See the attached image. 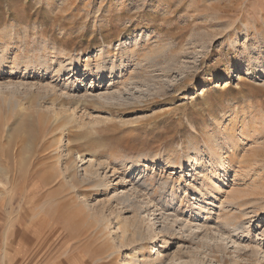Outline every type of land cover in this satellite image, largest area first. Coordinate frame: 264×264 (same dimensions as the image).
<instances>
[{
	"label": "rangeland",
	"instance_id": "374dc122",
	"mask_svg": "<svg viewBox=\"0 0 264 264\" xmlns=\"http://www.w3.org/2000/svg\"><path fill=\"white\" fill-rule=\"evenodd\" d=\"M0 40V264H132L141 243L115 221L135 219L125 193L156 210L139 260L166 239L155 264H264V0H0ZM39 57L81 64L52 83ZM101 58L124 59L110 87V72L84 74ZM16 65L28 74L10 77ZM67 83L82 107L41 101ZM65 107L83 127L55 129ZM216 144L226 171L203 198L197 159Z\"/></svg>",
	"mask_w": 264,
	"mask_h": 264
},
{
	"label": "bare ground",
	"instance_id": "6f19581e",
	"mask_svg": "<svg viewBox=\"0 0 264 264\" xmlns=\"http://www.w3.org/2000/svg\"><path fill=\"white\" fill-rule=\"evenodd\" d=\"M12 37H13V34H12L10 39H12ZM1 42H2V40H0V73L2 74V73H4V67L10 62V60H9L10 57H11L10 53L12 51L10 49H8V47L7 48L4 47L5 44H2ZM235 42H236V40H234L232 42V45ZM52 49L54 50L55 47H53ZM123 52H124V50H122V53ZM14 58H13V60L15 61ZM11 62H13V61H11ZM119 62L122 65L124 63V59L123 58L120 59ZM80 64H81V61L78 60V59H77V61H75L73 59H70L69 63H67V62H62V61L58 60L57 58L56 59H52V61H51L49 58L45 59L43 57H39V64L37 66V70L35 68L34 69L36 71L40 72L45 77L51 76V78L53 80L52 83H56V82H59L63 78L65 73L67 74V72H72L73 71V67L75 65L78 66ZM10 65H12V63ZM121 65L118 64V61L117 62H115V61L113 62L111 59L109 60V59H106V58H101V59H98L94 63H90V62L86 63L85 66H84L85 67L84 74L87 75V76H90L93 79H98L99 78L98 81H100L102 83V80H104V78L106 77L105 73L108 71V72H110L111 76H110V79H109V85H107V86L110 87L113 84L114 77L116 75L115 71H116V69H119L121 67ZM23 67H24V65H23ZM28 69H29V66H27L26 68L22 69L19 65H16V66H14L11 69L12 73H9V76L11 77L13 75V73H18V72H22L24 74H28ZM67 80H69V81L71 80L70 83L73 82V81L76 82L78 80V76L77 75H73V78H70V79H67ZM77 83H79V82L77 81ZM73 84H75V83L73 82L72 85ZM20 85H22V84H20ZM69 87H70V84H68V83L65 84V86L60 87V88H57V87L51 88L50 86H48L47 90H46V93L45 94H41V101H47L48 99L54 98L55 100L53 102L54 103L55 102H59V105H60L61 102H65V101L69 102V101L75 100L77 98V100H78L77 105L79 107H82L84 100L88 96L85 95L82 98L76 97L74 95V92H72L70 90L71 87L70 88ZM72 88H74V87H72ZM16 98L17 97L14 95L12 101H17ZM52 118H53L52 125L55 127V129L57 131H59V129L60 130H62V129L66 130L69 127L71 128L72 124H76L77 126L83 127L81 119H79L77 117L76 111L72 112V109L69 108V107H65L63 112H61V113L57 112V111L54 112ZM64 130H62V131H64ZM234 140H232V141L234 142ZM16 147L17 148H16V151L14 153V157L15 158H17L19 156V153L21 152L20 148L22 147V144L16 143ZM220 148H222L221 144L220 145L216 144L213 149L208 150V152H206V154H204V155H199L200 157L197 159V162H199L201 164V166H200L201 167V172L199 174L200 175L199 178L202 181L201 182V186H200L201 188L199 187L198 191H199V195L202 196L203 198L205 196L213 198L216 195V193L220 191V189H218L217 186H216V182L214 181L215 180L214 177H218L220 175V172H224L225 173V171H226L225 170V165H224V162H223V157L220 154V150H221ZM60 157H61V155H60ZM60 157H57V159H59ZM27 160H30V159L28 158ZM27 160L24 161V159H22V158L21 159H19V157L17 158V161H18V167L16 168L17 172L19 171V172H22V173H25V174L29 173V167L31 165L29 167H27V165H29V163H30ZM103 164L104 163H102L101 166H104ZM67 170L68 169H66V173H67ZM87 172H89L88 169L86 170V174H87ZM90 173H91L92 176H97V173H99V172H96V171L90 169ZM91 184L95 185L96 184V180L93 179V181H91ZM134 187L135 188L137 187V188H139L140 191L145 192V191H149V188H151L152 185L147 180L139 178V180L136 181V183L134 184ZM117 202H118V204L123 205L124 208H126L128 210H131L132 212L136 213L135 219L130 220V221L128 219L125 220L126 218L123 219V217H122V213L123 212L122 211H119L118 215L115 218L116 226H118V230L122 231V233H121L122 235H120V241L121 242H123L125 239L127 240L129 235L132 233V235H135V238H134L135 240L134 241H136L138 243H141L140 244L141 246H139L137 248V252H135L134 255L131 256V258L129 260L132 262V264H155L157 261H161L162 262L163 261L162 257L167 252L166 248H168L170 243H171L169 240H166V239H164V243H163L162 248H161V250L162 249H165V250L164 251H158L157 252L158 256L153 261H150V262L148 260L141 261L138 258L139 253L142 252V250L144 248L143 247V242L146 241L147 236L152 234L151 228H148L147 231L145 230V226L143 225L142 214L144 212L150 210V212L152 213L151 216H154L156 210L152 209L153 210L152 211L148 207L144 208L145 202L138 200V198L137 197H133V195L131 196L130 193H125L123 196H119V198L117 197ZM100 221H101L102 224L104 223V226L107 229L110 228L109 227L110 226L109 221L106 220L104 215L101 217ZM240 229L244 230V226L240 227ZM162 230L170 231V229L168 227H166L165 225L163 226ZM221 230H222V228H221ZM171 231H173V230H171ZM227 234H229V233H227ZM193 235H197V234L196 233L194 234L192 232V233L188 234V237L192 238ZM205 235L208 236V235H211V234H210V232L209 233L206 232ZM249 253H250V256L254 257L255 259L260 260L261 256H260V252H259L258 248L257 249L256 248L252 249L251 251H249ZM262 259H264V256H263Z\"/></svg>",
	"mask_w": 264,
	"mask_h": 264
}]
</instances>
